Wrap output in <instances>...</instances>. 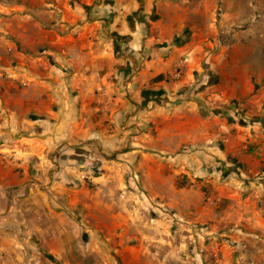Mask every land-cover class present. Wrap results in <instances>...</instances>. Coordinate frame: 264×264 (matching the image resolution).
Returning <instances> with one entry per match:
<instances>
[{"label":"crops","instance_id":"1","mask_svg":"<svg viewBox=\"0 0 264 264\" xmlns=\"http://www.w3.org/2000/svg\"><path fill=\"white\" fill-rule=\"evenodd\" d=\"M173 10L163 0H106L56 11L55 93L0 99V261L65 257L88 216L104 211L98 203L117 192L132 201L141 188L168 197L160 189L175 190L172 167L222 172L230 127L206 116L199 94L187 96L198 78L189 56L176 74L187 54ZM262 146L252 152L264 165ZM80 205L95 212L76 216Z\"/></svg>","mask_w":264,"mask_h":264},{"label":"rangeland","instance_id":"2","mask_svg":"<svg viewBox=\"0 0 264 264\" xmlns=\"http://www.w3.org/2000/svg\"><path fill=\"white\" fill-rule=\"evenodd\" d=\"M102 1L0 0V99H50L56 11ZM163 1L185 24L177 41L197 71L187 96L199 94L206 116L230 127L222 172L172 167L175 190L160 189L168 197L141 188L132 201L117 192L98 203L104 211L88 216L65 257L0 264H264V165L252 152L264 145V0ZM247 165L257 173L246 175ZM80 206L76 216L95 212Z\"/></svg>","mask_w":264,"mask_h":264},{"label":"built area","instance_id":"3","mask_svg":"<svg viewBox=\"0 0 264 264\" xmlns=\"http://www.w3.org/2000/svg\"><path fill=\"white\" fill-rule=\"evenodd\" d=\"M188 61H189L188 56H186L178 63V65H177L178 70L176 72L177 76H179L180 68H182L183 65L186 64ZM98 94H99V99L97 102L99 104H104L106 102V100L108 101V99H107L108 95H107L105 90L101 89ZM257 155L260 157H264V146L258 148ZM211 203L212 204L214 203V201L212 199H211Z\"/></svg>","mask_w":264,"mask_h":264}]
</instances>
